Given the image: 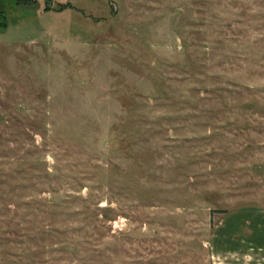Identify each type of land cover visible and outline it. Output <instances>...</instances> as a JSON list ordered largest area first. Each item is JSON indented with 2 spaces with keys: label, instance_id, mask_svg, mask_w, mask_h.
<instances>
[{
  "label": "rangeland",
  "instance_id": "374dc122",
  "mask_svg": "<svg viewBox=\"0 0 264 264\" xmlns=\"http://www.w3.org/2000/svg\"><path fill=\"white\" fill-rule=\"evenodd\" d=\"M3 21L0 264H264V0Z\"/></svg>",
  "mask_w": 264,
  "mask_h": 264
},
{
  "label": "water",
  "instance_id": "95a60500",
  "mask_svg": "<svg viewBox=\"0 0 264 264\" xmlns=\"http://www.w3.org/2000/svg\"><path fill=\"white\" fill-rule=\"evenodd\" d=\"M0 28H2V29H5L6 28V24L4 23H2V22H0Z\"/></svg>",
  "mask_w": 264,
  "mask_h": 264
},
{
  "label": "trees",
  "instance_id": "16d2710c",
  "mask_svg": "<svg viewBox=\"0 0 264 264\" xmlns=\"http://www.w3.org/2000/svg\"><path fill=\"white\" fill-rule=\"evenodd\" d=\"M32 3H34V1ZM2 23L4 24L5 22L3 21Z\"/></svg>",
  "mask_w": 264,
  "mask_h": 264
}]
</instances>
